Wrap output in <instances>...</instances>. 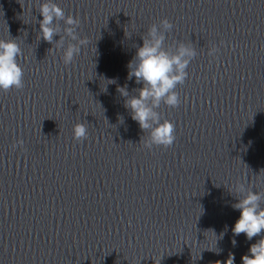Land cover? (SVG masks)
Returning a JSON list of instances; mask_svg holds the SVG:
<instances>
[{"label":"clouds","instance_id":"1","mask_svg":"<svg viewBox=\"0 0 264 264\" xmlns=\"http://www.w3.org/2000/svg\"><path fill=\"white\" fill-rule=\"evenodd\" d=\"M38 11L42 16L39 21L38 39L42 38L53 44L54 37L59 35L60 39L55 41V50L63 49L61 59L65 66L72 64L75 57L80 55L82 46L87 47L90 43L87 36L81 38L78 35L77 29L81 25L79 17L66 15L64 9L54 0L39 3ZM60 21H63V28ZM173 27L168 18L149 26L147 33L141 37L142 46L137 47L135 56L127 65V79L132 80L134 77L135 82L143 86L134 89L136 95H130L127 86L117 89L125 98L124 107L130 110L132 120L138 123L144 134L146 133L140 142L143 148L149 151L154 147L170 148L176 141L175 124L164 118L159 109L162 104L173 109L180 106L181 97L177 89L185 83L188 78V66L197 56L196 47L192 42L181 41L174 47L166 46V33L171 32ZM65 38L69 40L66 47ZM219 51V47L212 44L208 55L215 58ZM22 56L23 51L16 39H0V91L7 93L13 89H23L24 69L19 63ZM87 137L86 123L78 122L73 125L75 141L82 142ZM23 144V140H18L12 147L23 148ZM233 192L238 202L232 207L240 211V216L231 229L233 234L239 236L243 233L249 241L260 236L258 241L251 244L248 254L242 256V264H264V207L261 206L264 202V192L253 191L251 186L246 187L245 183L240 182L235 184ZM232 243L235 246V239ZM234 260V256L230 254L226 264H234Z\"/></svg>","mask_w":264,"mask_h":264}]
</instances>
